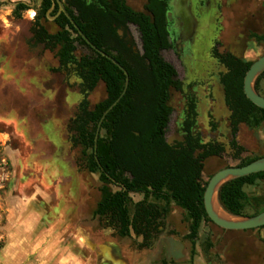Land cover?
I'll use <instances>...</instances> for the list:
<instances>
[{
  "label": "rangeland",
  "instance_id": "obj_1",
  "mask_svg": "<svg viewBox=\"0 0 264 264\" xmlns=\"http://www.w3.org/2000/svg\"><path fill=\"white\" fill-rule=\"evenodd\" d=\"M191 1L198 17L197 45L192 47L196 70L192 72L186 62V73L190 76H183V80L185 86L192 82L186 94L194 96L197 105V115L191 116L193 134L225 150L205 164L203 178L208 181L223 168L264 156V124L258 129L241 125L237 147L231 145L230 111L218 89L217 77L225 68L212 56L219 36L223 37L226 48L240 58L256 61L264 55V44L254 37L264 32V0H244L242 12L223 21L214 12H197V0ZM19 2L29 5L28 10L20 12V17L16 12ZM227 2L222 0V4ZM128 4L139 7L132 0ZM40 6V0H0L3 17L0 19V247L6 240L4 227L12 206L28 202L58 204L65 194L80 199L79 222L97 233L100 251H114V259L104 260H112L113 264H188L189 221L185 211L175 205L171 206L165 229L152 247L143 250L138 248L141 238L118 237L113 229L104 228L94 217L102 183L98 173H90L86 168L87 157L83 147L75 142L73 123L85 109L92 110L106 98V87L100 82L88 92L73 68L60 66L57 50L49 49L36 38L35 20ZM40 24L49 33L59 30L50 20L42 18ZM246 24L252 27L253 35ZM128 31L136 46H140V33L133 27ZM83 53L78 50L76 54ZM163 55L180 70L175 59ZM260 93L264 95V80ZM184 100L185 94L172 92L170 104L175 113L169 128L171 139L181 137L179 125L186 110ZM245 191L250 197L263 196L264 202L262 181L246 186ZM130 197L131 206L142 198L136 194ZM257 210L250 205L244 213L251 216ZM207 240L213 247L205 253ZM194 264H264V229L230 231L203 223Z\"/></svg>",
  "mask_w": 264,
  "mask_h": 264
},
{
  "label": "trees",
  "instance_id": "obj_2",
  "mask_svg": "<svg viewBox=\"0 0 264 264\" xmlns=\"http://www.w3.org/2000/svg\"><path fill=\"white\" fill-rule=\"evenodd\" d=\"M62 1L85 35L108 54L117 51L109 45L111 39L116 38L113 25H136L143 42L144 54L141 58L149 62L147 66L141 61L139 67L135 68L120 55L114 56L128 70L130 84L124 98L103 122L95 153L98 124L104 112L122 94L126 77L119 67L86 43L64 14L54 21L59 30L49 33L40 20H48L47 12L53 0H42L35 20L36 38L49 49L57 50L60 66L73 68L88 92L100 82L106 87L107 97L92 110L85 109L73 123L77 135L75 142L83 147V154L87 157V170L100 174L101 198L94 217L104 224V228L113 229L118 237L131 238L134 235L142 238L138 248L143 250L152 247L162 226L159 221L167 217L169 206L174 203L187 212L191 222L187 239L192 245L189 264H193L201 222L204 218L208 219L204 206L208 181L202 179L204 160L219 156L224 148L206 149L207 146L200 144L199 139L191 134L188 135L187 145L179 148L170 146L165 140L173 111L168 105L170 89L180 90L182 84L177 79L175 68L162 55L170 43L165 14L160 10L161 0H148L145 7L148 14L133 11L127 0H96L94 3L85 0ZM28 9L29 5L24 2L16 5L19 17L20 12ZM58 9L56 6L50 16H55ZM254 37L264 44V32ZM78 50L86 53L77 56ZM141 58L135 57L138 61ZM222 62L226 67V73L222 76L225 102L231 113V145L237 147L236 136L240 125L260 128L264 124V110L250 102L244 93V79L254 61L227 54ZM263 79L264 74L256 85L259 93L258 86ZM203 149L206 150L198 153ZM240 150L243 151V148ZM258 158L243 160L238 166L247 165ZM257 181L264 183V172L226 184L220 192L224 207L236 215H246L244 211L250 205L258 209L253 215L264 211L263 196L249 197L245 192L246 186H254ZM116 187L120 190L115 191ZM130 192L145 196L132 210L127 196ZM207 247L212 246L208 243Z\"/></svg>",
  "mask_w": 264,
  "mask_h": 264
},
{
  "label": "flooded vegetation",
  "instance_id": "obj_3",
  "mask_svg": "<svg viewBox=\"0 0 264 264\" xmlns=\"http://www.w3.org/2000/svg\"><path fill=\"white\" fill-rule=\"evenodd\" d=\"M85 1L87 3L96 2V0H85ZM41 2H42V0H40V5H41ZM128 2H129V0H127V3ZM132 2L139 6L136 8V7L128 4L129 7L133 11L148 14V12L145 9L146 5L148 4V0H132ZM242 2L244 4H246L247 0H246V2H244V0H228V2L225 4H222V0H197L196 6H197V12H199V13L200 12H205V13L214 12V13H216V16L219 17L220 19H222V21H223L228 16H230V18H234L233 16H235L239 12H242V9H240V7H242V5H243ZM160 10H163L164 14H165V24H166V30L168 32L167 38H168V41L170 43V47L167 49H164L162 51V55L164 53H166L170 57L175 59V61H177L179 63L180 70H179V68H177V65L175 63L168 61L166 59V57L163 55L165 60L167 62H169L175 68V70L177 72V79L182 84V87L180 90H176L174 88L170 89V100L168 102V105L173 109V111L169 117V122H168V125L166 128V133H165V140L170 146L175 147V148H179L181 145H183V146L187 145L188 135L191 134L193 137L199 139L200 144L207 146L206 149L210 148V147H213V148L222 147V146L214 145L211 142L205 143L202 140V138H200L199 136H195L193 134V127H194L193 122H194V120H191V116L197 115V105L195 103L194 96H191L190 94L189 95L186 94L187 88L190 85V83H192V82H188L189 83L188 86H185V84H184L185 81L183 80V76H185V77L190 76V74L186 73V68H185L186 62L189 63L192 72H194L196 70V68L194 66L195 63L193 61L192 47L197 45L196 44V37H197V33H198V21H197L198 17L196 16V13H194L193 3L191 0H161ZM54 11H55V9L52 12H54ZM247 25L248 24H246V26ZM113 27L115 29L116 38L111 39V41L109 42V45L112 46L113 49H115L117 51H113L112 54H109V55H111L112 57L120 55L122 59H124L125 61L130 63V65L135 67V68L139 67V62L141 63V61H142L143 65L146 64L147 66H149V62L147 60H142V58H141L144 54L141 34H140L141 44H140V46H136V42L132 38V34L130 33V31H128V28L133 27V28H135V30L138 31V33H140L138 30V27L134 24H131V23H126V24L115 23L113 25ZM247 28H248L247 30L251 32L250 35H253L252 27H250L248 25ZM263 28H264V22H263ZM215 43L216 44L212 48L213 59L216 60L222 67L225 68V72L221 73L217 76L218 77V86H219L218 89L221 90L222 95H224V102H225V92H224V86L222 84V76L226 73V67L223 64L222 60L227 54H231L235 57H238V56L233 54L229 48H226V44L223 43V37L222 36H219ZM84 53H86V52H84ZM135 57H140L141 59L138 61L135 59ZM238 58H240V57H238ZM241 59L246 60L245 58H241ZM246 61H251V60H246ZM260 84H261V82H260ZM260 84L258 86L259 91H260ZM172 92L185 94V100L184 101L186 104V110L184 111V119L182 120L181 125H179L180 126L179 131L181 133V137H177L175 139L169 138V128H170L172 121H173V114L175 113L174 108L170 104ZM225 105H226V102H225ZM242 125H244V124H242ZM188 126H189V128H188ZM211 126H212V128L214 127V125H211ZM231 132H232V130H231ZM239 132H240V127H239V131H238L237 136L239 135ZM237 136H236V138H237ZM232 140H233V135H232ZM206 149L200 150L198 153H202ZM221 154L219 156L208 157L204 160V169H203V173H202L203 181H204L203 176H204L205 167H206L205 164L207 162H209V160L211 158L215 159V158L220 157ZM99 178H100V174H99ZM204 182H207V181H204ZM250 187H252V186H250ZM114 190L117 191V190H120V188L116 187V188H114ZM130 194H136V195L142 196V198L139 201L133 203V206H131L129 201H128V203L130 205L129 206L130 209L131 208L133 209L134 205L136 203L142 202L145 199V196L143 194L130 192L127 195L129 200L131 198ZM253 197H260V196H253ZM159 204L164 205V203H159ZM172 205H175V204L172 203L169 206L170 210H171ZM175 206L178 207L177 205H175ZM96 207H97V205H96ZM178 208H180V207H178ZM180 209H182V208H180ZM182 210L185 211L184 209H182ZM185 213L187 215V219L189 221V227H190L191 222L189 220V217H188V214L186 211H185ZM168 215H167V217H168ZM167 217L164 219H161L159 221L160 223H162V226L159 228L160 233L166 227L165 221H166ZM208 219H209V217H208ZM208 219L204 218L202 220L201 227H202L203 223L214 224L210 219H209L210 221ZM201 227H200V229H201ZM199 232H200V230H199ZM189 233H190V229H189ZM159 234H158V236H159ZM158 236H157V238H158ZM198 237H199V234H198ZM189 242H190V240H189ZM197 242H198V239H197ZM197 242H196V255L194 257V262H195V258L197 256ZM208 243L211 244L210 240H207V242H206L205 249H204L205 253H207L208 250L212 249V247H213L212 244H211L212 247H210V248L207 247ZM190 244H191V242H190ZM191 247H192V245H191ZM248 256H247V258H248ZM190 259H191V250H190L189 261H190ZM189 261H188V264H189ZM194 262H193V264H194Z\"/></svg>",
  "mask_w": 264,
  "mask_h": 264
},
{
  "label": "crops",
  "instance_id": "obj_4",
  "mask_svg": "<svg viewBox=\"0 0 264 264\" xmlns=\"http://www.w3.org/2000/svg\"><path fill=\"white\" fill-rule=\"evenodd\" d=\"M63 196L58 204L9 209L0 264H113L104 258L114 259V251H100L97 233L79 222L80 199Z\"/></svg>",
  "mask_w": 264,
  "mask_h": 264
},
{
  "label": "water",
  "instance_id": "obj_5",
  "mask_svg": "<svg viewBox=\"0 0 264 264\" xmlns=\"http://www.w3.org/2000/svg\"><path fill=\"white\" fill-rule=\"evenodd\" d=\"M51 9L47 12V18L54 21L59 15L64 14L72 23L78 34L86 41V43L96 52L113 62L124 73L126 77L125 88L118 99L104 112L97 128L95 138V153H97V143L101 135L102 124L106 117L121 102L126 95L129 84L130 75L128 70L122 66L114 57L98 48L81 30L73 17L67 11L62 0H53ZM58 6V12L51 17V12ZM264 74V55L253 62L252 66L246 73L244 79V93L247 99L255 106L264 110V96L260 94L256 88L259 78ZM264 172V156L244 166L226 167L215 174L208 181L204 193V206L209 219L219 228L230 231H248L256 230L264 227V211L257 215H236L228 211L220 200V192L222 188L234 180L248 177L254 174Z\"/></svg>",
  "mask_w": 264,
  "mask_h": 264
},
{
  "label": "clouds",
  "instance_id": "obj_6",
  "mask_svg": "<svg viewBox=\"0 0 264 264\" xmlns=\"http://www.w3.org/2000/svg\"><path fill=\"white\" fill-rule=\"evenodd\" d=\"M8 12L10 13L11 12V9H8ZM34 13H32V15H33ZM0 19H3V17L2 16H0ZM5 25L7 26L8 25V22L5 20Z\"/></svg>",
  "mask_w": 264,
  "mask_h": 264
},
{
  "label": "snow or ice",
  "instance_id": "obj_7",
  "mask_svg": "<svg viewBox=\"0 0 264 264\" xmlns=\"http://www.w3.org/2000/svg\"><path fill=\"white\" fill-rule=\"evenodd\" d=\"M34 15V14H33Z\"/></svg>",
  "mask_w": 264,
  "mask_h": 264
}]
</instances>
